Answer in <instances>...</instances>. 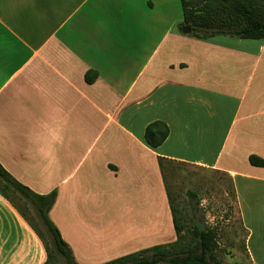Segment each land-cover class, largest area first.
I'll return each mask as SVG.
<instances>
[{
  "label": "crops",
  "instance_id": "crops-1",
  "mask_svg": "<svg viewBox=\"0 0 264 264\" xmlns=\"http://www.w3.org/2000/svg\"><path fill=\"white\" fill-rule=\"evenodd\" d=\"M174 2L0 0V165L36 195L56 191L48 218L76 264L176 241L158 158L244 180L250 196L264 186L248 163L264 160V40L180 34ZM155 121L169 135L153 149ZM247 232L248 261L263 263L264 225L254 244ZM45 261L0 195V264Z\"/></svg>",
  "mask_w": 264,
  "mask_h": 264
},
{
  "label": "trees",
  "instance_id": "trees-1",
  "mask_svg": "<svg viewBox=\"0 0 264 264\" xmlns=\"http://www.w3.org/2000/svg\"><path fill=\"white\" fill-rule=\"evenodd\" d=\"M181 8L182 22L177 25L180 34L197 39L207 40L213 37H228L240 40H264V0H178ZM190 28V33L184 34L183 29ZM96 73L87 72L85 81L94 82ZM169 135L166 124L155 121L146 126L144 139L150 148L161 146ZM159 166L170 162L158 158ZM248 163L252 167L264 168V160L249 156ZM0 180L6 190L18 193L30 204L36 218L49 235L52 249L44 243L42 235L33 227L32 230L44 246L46 262L54 255L62 264H76L68 246L62 241L58 230L48 218L56 191L39 196L22 186L0 165ZM4 197L8 202L4 194ZM168 201L172 214L176 241L171 244L155 246L134 254H130L105 264H222L216 256L218 248L217 233L213 229L199 231L193 227L190 234V244H184L181 227L175 217V209L168 193ZM23 217V216H22ZM53 255V256H54ZM50 263V262H49Z\"/></svg>",
  "mask_w": 264,
  "mask_h": 264
},
{
  "label": "rangeland",
  "instance_id": "rangeland-1",
  "mask_svg": "<svg viewBox=\"0 0 264 264\" xmlns=\"http://www.w3.org/2000/svg\"><path fill=\"white\" fill-rule=\"evenodd\" d=\"M178 17H181V8L179 1L176 0L174 4L169 5L167 20L171 23ZM235 167L239 172L246 173L241 165L236 164ZM162 172L171 203L176 211V220L184 236V244H190V234L194 226H197L199 231L213 229L218 236L216 256L222 264H251L245 252L247 226L254 231L251 240L254 244L259 236L261 238V228L264 225L262 209L264 186L255 190V196L254 191L250 196L244 180L237 179L234 185L229 177L220 171L172 161L163 164ZM0 193L6 196L10 207L20 217L23 216L22 219L31 229L33 227L39 232L47 247L52 249L50 237L36 218L30 204L18 193L6 190L1 180ZM53 255L52 251V258L48 264H62Z\"/></svg>",
  "mask_w": 264,
  "mask_h": 264
},
{
  "label": "water",
  "instance_id": "water-1",
  "mask_svg": "<svg viewBox=\"0 0 264 264\" xmlns=\"http://www.w3.org/2000/svg\"><path fill=\"white\" fill-rule=\"evenodd\" d=\"M183 33H184V34H188V33H190V28L185 27V28L183 29Z\"/></svg>",
  "mask_w": 264,
  "mask_h": 264
}]
</instances>
